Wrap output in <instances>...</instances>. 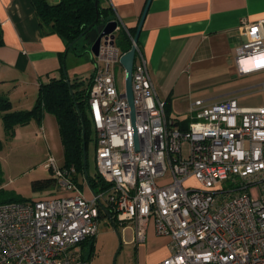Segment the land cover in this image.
<instances>
[{
  "label": "built area",
  "instance_id": "built-area-1",
  "mask_svg": "<svg viewBox=\"0 0 264 264\" xmlns=\"http://www.w3.org/2000/svg\"><path fill=\"white\" fill-rule=\"evenodd\" d=\"M243 28L247 40L235 51L240 74L249 70L244 59L264 53V20ZM125 53L116 35H108L91 56L96 172L108 189L86 198L74 168L48 157L44 167L62 194L0 203V264H88L81 244L96 237L100 211L114 227L131 224L135 245L146 241L152 222L155 234L169 239L170 255L157 264H264V105L196 101L192 120L181 129L166 118L136 46L133 123L124 79L119 90L112 68ZM261 69L260 62L250 70ZM188 179L200 188L184 187ZM256 187L261 196L252 191Z\"/></svg>",
  "mask_w": 264,
  "mask_h": 264
},
{
  "label": "crops",
  "instance_id": "crops-1",
  "mask_svg": "<svg viewBox=\"0 0 264 264\" xmlns=\"http://www.w3.org/2000/svg\"><path fill=\"white\" fill-rule=\"evenodd\" d=\"M47 2L55 4L58 0ZM98 2L101 7L110 9L111 18L119 19L116 37L123 31L129 37L132 34L133 38L147 0ZM262 20L264 0L150 1L136 46L147 61L156 98L164 104L167 119L176 121L179 128L185 129L195 114L192 106L196 101H202L204 106L227 99L237 102L236 98L231 97L235 92L219 97L202 94L207 88L205 86L212 83L209 79L213 74L222 76L227 73L224 77L229 75L228 81L253 74L254 77L260 76L259 81L264 79V69L251 71V68H245L249 69L248 73L240 74L235 62L236 48L247 40L244 25ZM0 28L3 37L0 47V93L7 96L13 111L31 109L38 95L39 84L62 77L60 55L64 53L65 45L57 35L46 34L41 29L32 0H0ZM70 54L67 52L64 56V69L67 68ZM90 59L92 61V57ZM85 60L77 73L73 70L75 76L71 77L70 72H66L67 77L85 80L92 76L93 61L89 65L88 59ZM260 62V59L257 60L256 65ZM220 79V84L225 83ZM260 86L264 87V81L250 89L258 90ZM51 118L57 124L54 116L46 113L39 127H43L46 121L50 124ZM35 124V121H31L25 127ZM22 129L23 126L16 128L14 140L20 137ZM78 181L82 184L84 196L91 198L93 193L87 183L83 178ZM128 243L133 245L132 240ZM85 248L81 245L82 255L87 254ZM135 249L137 264H157L170 255L169 239L157 236L152 222L147 228L146 241L135 246Z\"/></svg>",
  "mask_w": 264,
  "mask_h": 264
},
{
  "label": "rangeland",
  "instance_id": "rangeland-1",
  "mask_svg": "<svg viewBox=\"0 0 264 264\" xmlns=\"http://www.w3.org/2000/svg\"><path fill=\"white\" fill-rule=\"evenodd\" d=\"M118 36L117 34V46ZM82 45L78 46V51L79 53H85L76 57L70 54L67 60V68L65 70L68 73L70 72L71 77L75 76L73 75V70H76L75 73H77L81 68V64L86 61L85 59H88L89 65L92 64L89 52L90 46L83 47ZM83 57H85L84 60ZM112 68L117 88L121 90L123 87L124 70L119 62L115 63ZM226 74L224 73L222 76L220 74H213L209 79L212 83H208L205 86L207 88L202 94L219 97L221 94L235 92L232 93L231 97L236 98L239 106H255L264 103V87L260 86L258 90L250 89V87L257 83L263 82L264 79L259 81L260 76L254 77L253 74L251 75L252 77L243 76L239 80L228 81L229 75L224 77ZM219 79L225 83L220 84ZM181 105L184 107L183 102ZM23 127L24 129L19 132L21 133L20 137L14 140L16 133L14 137L6 136L0 117V203L8 201L29 202L61 193V190L55 184L42 190H35L33 188V183L36 181L54 179L51 171L44 167L48 157H52L57 165H63V149L57 124L52 119L50 124L46 121L45 125L41 128L39 124L29 126L28 128ZM93 137L92 133L88 139L86 148V171L90 176H93L96 172ZM187 152L188 147L184 146V156L187 155ZM168 178L169 175L166 174L159 182H165ZM183 185L186 188H200L194 179H188ZM236 186L237 184H225V188H234ZM250 190L248 191L250 192ZM254 190H258L261 196L262 191L260 187L253 188L252 191ZM97 223L94 250L88 260V264H137V251L135 249L137 245H130L128 243L131 240L133 241L132 225L128 223L124 226L114 227L107 217L98 218ZM124 227L126 230L123 232Z\"/></svg>",
  "mask_w": 264,
  "mask_h": 264
},
{
  "label": "trees",
  "instance_id": "trees-1",
  "mask_svg": "<svg viewBox=\"0 0 264 264\" xmlns=\"http://www.w3.org/2000/svg\"><path fill=\"white\" fill-rule=\"evenodd\" d=\"M33 7L39 20L41 29L46 34L57 35L65 45V51L60 55L62 77L49 79L48 82L39 84L38 95L31 109L13 111L7 96L0 93V117L6 136L14 137L17 127L28 125L31 121L37 124L42 122L46 113L56 119L60 142L63 149L62 168L73 167L75 170L74 181L82 189L79 178L87 183L93 194L106 191L108 184L102 181L95 172L93 176L83 173V151L87 148L88 139L93 133L95 148V132L90 120L88 99L92 85V76L85 80L70 79L64 69V56L67 52L81 56L78 46H88L84 38H79L84 31L97 20V24L110 22V9L101 7L97 9L94 0H58L49 4L47 0H32ZM131 34V33H130ZM118 46L127 52L131 48V40L125 32L118 34ZM132 36V34H131ZM3 45L2 30L0 28V47ZM55 184L54 179H45L33 183L35 190L46 189ZM12 201L4 202L9 203ZM16 202V201H13ZM100 217L106 215L100 211ZM94 238L83 242L87 254L83 258L87 261L94 250Z\"/></svg>",
  "mask_w": 264,
  "mask_h": 264
},
{
  "label": "water",
  "instance_id": "water-1",
  "mask_svg": "<svg viewBox=\"0 0 264 264\" xmlns=\"http://www.w3.org/2000/svg\"><path fill=\"white\" fill-rule=\"evenodd\" d=\"M150 1L151 0H147L145 9L137 25L136 33L134 37L132 38L131 48L119 60V63L124 70V90H125L124 94L126 96V99H127V102L130 108L133 123H134V106H133V95H132V87H131L133 63L135 59L138 36L142 28L144 18L146 16ZM94 5H95V8L97 9L98 0H94ZM116 28H117L116 21H110L105 24H97V20H96L84 31V33L80 35L79 38L82 37L87 41V45L90 46L89 52L91 56L92 54L97 55L101 39L108 35L113 39L115 37ZM135 148L138 149L136 134H135ZM86 164H87L86 152L84 150L83 151V173L85 177L87 175Z\"/></svg>",
  "mask_w": 264,
  "mask_h": 264
},
{
  "label": "bare ground",
  "instance_id": "bare-ground-1",
  "mask_svg": "<svg viewBox=\"0 0 264 264\" xmlns=\"http://www.w3.org/2000/svg\"><path fill=\"white\" fill-rule=\"evenodd\" d=\"M256 57H259L261 63H264V53L261 55H258ZM256 57H254V58L250 57V58L244 59L243 63H242L243 66L245 68H251V69L254 68L256 66V61L259 60V59H255Z\"/></svg>",
  "mask_w": 264,
  "mask_h": 264
}]
</instances>
